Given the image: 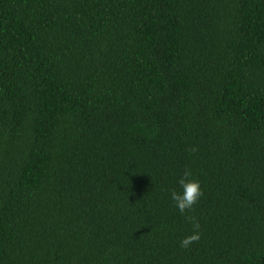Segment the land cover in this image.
<instances>
[{
	"label": "trees",
	"instance_id": "obj_1",
	"mask_svg": "<svg viewBox=\"0 0 264 264\" xmlns=\"http://www.w3.org/2000/svg\"><path fill=\"white\" fill-rule=\"evenodd\" d=\"M0 264H264V0H0Z\"/></svg>",
	"mask_w": 264,
	"mask_h": 264
},
{
	"label": "clouds",
	"instance_id": "obj_2",
	"mask_svg": "<svg viewBox=\"0 0 264 264\" xmlns=\"http://www.w3.org/2000/svg\"><path fill=\"white\" fill-rule=\"evenodd\" d=\"M195 147L189 149V151L195 152ZM180 191L176 189L171 190V199L175 207L182 215L190 213L194 210V206L198 203L199 199L203 195L200 181L193 178V174L190 169L185 168L183 174L178 180ZM186 220L192 224V233L184 236L180 240V247L189 248L193 243H196L200 239V223L194 215H186Z\"/></svg>",
	"mask_w": 264,
	"mask_h": 264
}]
</instances>
